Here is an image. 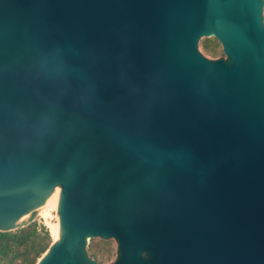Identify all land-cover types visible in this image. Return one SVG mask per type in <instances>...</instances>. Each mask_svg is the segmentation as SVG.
I'll use <instances>...</instances> for the list:
<instances>
[{"label":"water","instance_id":"obj_1","mask_svg":"<svg viewBox=\"0 0 264 264\" xmlns=\"http://www.w3.org/2000/svg\"><path fill=\"white\" fill-rule=\"evenodd\" d=\"M56 187L36 264H264V0H0V232Z\"/></svg>","mask_w":264,"mask_h":264},{"label":"trees","instance_id":"obj_2","mask_svg":"<svg viewBox=\"0 0 264 264\" xmlns=\"http://www.w3.org/2000/svg\"><path fill=\"white\" fill-rule=\"evenodd\" d=\"M50 245L47 228L36 222L11 232H0V264H36Z\"/></svg>","mask_w":264,"mask_h":264},{"label":"rangeland","instance_id":"obj_3","mask_svg":"<svg viewBox=\"0 0 264 264\" xmlns=\"http://www.w3.org/2000/svg\"><path fill=\"white\" fill-rule=\"evenodd\" d=\"M204 57L210 60H215V59L224 57L222 54L221 46L217 45V46L205 47ZM55 216L56 214L54 212H51V218L49 219L50 223L52 224L55 223L56 221ZM35 222L38 225H43L45 228H47L43 219L36 217ZM51 242H52V239L50 236V243ZM89 256L92 259H94L97 264H110L115 260L116 246H92Z\"/></svg>","mask_w":264,"mask_h":264},{"label":"bare ground","instance_id":"obj_4","mask_svg":"<svg viewBox=\"0 0 264 264\" xmlns=\"http://www.w3.org/2000/svg\"><path fill=\"white\" fill-rule=\"evenodd\" d=\"M60 188L56 187L50 197L45 201V203L39 207L35 216L43 219L45 225L47 226L52 241H55L59 235V218L57 215V206H58V198H59ZM51 212L56 214L55 223L52 224L49 222L51 218Z\"/></svg>","mask_w":264,"mask_h":264}]
</instances>
